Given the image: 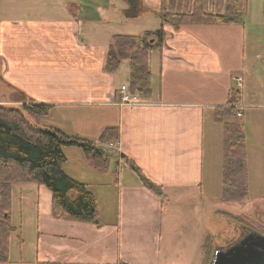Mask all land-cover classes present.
I'll return each mask as SVG.
<instances>
[{
  "label": "crops",
  "instance_id": "1",
  "mask_svg": "<svg viewBox=\"0 0 264 264\" xmlns=\"http://www.w3.org/2000/svg\"><path fill=\"white\" fill-rule=\"evenodd\" d=\"M142 2L148 12L129 19L123 13L128 7L123 0H34L29 15L0 23L1 79L35 103L53 105L51 114H59L63 122L50 128L94 142L108 128L120 130L119 140L103 144L113 153L107 172L87 161L94 170H85L92 174L90 182L65 169L73 148L64 149V170L89 186L97 202L99 223L55 218L52 194L44 186L28 185L36 186L39 195L37 233L31 253L25 251L19 235L18 264H184V259L189 260L190 241L178 232L183 226L178 207L210 193L211 180L216 181L214 191L222 200L223 164L222 179H213L217 164L214 167L207 152L208 145L214 149L215 108L227 103L235 69L241 66L242 73L246 72L247 52L253 57L249 59L254 71L251 77H262L264 32L249 36L245 21V30L235 29L234 33L214 32L211 25H188L180 30L166 25L163 53L150 55L152 97H139L136 106L122 105L120 91L128 85L130 68L119 86L120 69L107 71V54L115 35L154 31L118 30L116 21H123L116 18L117 12L126 22L141 19L145 23L142 17L147 14L155 22L159 19L155 12L161 0ZM239 51L244 58L241 64ZM124 63L129 65V60ZM95 135L98 137L92 139ZM128 162L159 186L162 194L143 185ZM99 194L107 198L104 208L98 205ZM44 197L50 200L48 205ZM212 213L230 214L221 208ZM208 237L202 230L194 254L205 250ZM11 250L12 243L10 261ZM206 259L204 251L201 264Z\"/></svg>",
  "mask_w": 264,
  "mask_h": 264
},
{
  "label": "trees",
  "instance_id": "2",
  "mask_svg": "<svg viewBox=\"0 0 264 264\" xmlns=\"http://www.w3.org/2000/svg\"><path fill=\"white\" fill-rule=\"evenodd\" d=\"M128 4L124 16L135 19L146 12L142 0H123ZM248 0H161L156 14L160 27L143 35H115L108 49L106 69L116 73L125 60H129L128 84L132 93L142 99L153 95V76L150 55L163 53L165 26L180 30L188 25H244ZM22 108L0 104V264H10L11 235L16 231L12 220V188L15 184L44 186L52 194V213L57 219H70L94 223L98 218L97 202L89 186L72 177L64 170L66 147L82 149L87 161L95 169L107 172L113 153L99 144L117 141L118 128L106 129L94 142L78 136H69L57 128H42L32 124L24 114L37 119L51 114L53 105L35 103L23 92ZM242 94L231 90L227 103L215 108L216 122L227 117H237V106ZM239 116V115H238ZM139 175L143 185L162 194L159 186L152 183L132 162H128ZM246 137L241 124L225 122L223 132V195L224 202H237L248 197L246 168ZM16 172H13V171ZM243 226L244 218L228 214ZM211 237L205 243L208 264L213 254ZM36 264H59L37 262Z\"/></svg>",
  "mask_w": 264,
  "mask_h": 264
},
{
  "label": "rangeland",
  "instance_id": "3",
  "mask_svg": "<svg viewBox=\"0 0 264 264\" xmlns=\"http://www.w3.org/2000/svg\"><path fill=\"white\" fill-rule=\"evenodd\" d=\"M32 2H34V0H0V23L4 19L15 20L18 19L20 15H29ZM263 2L264 0H248V9L244 19L246 26L232 24L211 25L214 27V32L224 31L234 33L235 29H238V31L240 29V31H242L241 28L244 26L246 27L249 36L259 35L260 32H264V26H261L264 19ZM39 5L41 6V4ZM121 15L122 14L117 12L116 18L121 17L123 22L119 23L116 21V25L118 26V30L122 32L131 33V31L137 30V28L156 30L160 27L159 19L155 22L154 16L151 14L144 15V18L142 17V19H145V23H141L143 21L141 19L126 22V19ZM128 29L130 31H127ZM243 29L245 30V28ZM153 52V55H156L157 52ZM237 56H239L241 64V62L244 61L242 52L239 51ZM262 56L264 57V55ZM251 58L253 60L251 53L247 52V55L245 56L247 68L245 69L246 72L244 74L241 71V66L235 69L237 72V74L235 72V78L241 79V86L238 85V81L236 79L230 82L233 90L239 91L242 95L244 94L241 104L238 105L239 109H236V113L240 112L242 115H237V117H227L222 123L215 122L214 149L211 151L208 145L207 150L208 156L210 157V160L212 159L214 167L215 164H217L215 173L212 174V178L216 179L217 176H220L222 179L221 163L223 164L222 145L224 123L237 122L242 125L246 137L248 197L237 202H222V200L220 201V199H218L217 190L214 191L216 181L211 180L210 183L213 190L210 191V193L205 192L202 199L195 197L188 201H184L183 203H185V207H178L180 210L178 213L179 219L182 222L180 225H183L178 232L183 235L184 239H186L187 236V240L190 241V250H192H189V260L184 259V264H201L202 254L206 250L202 253H199L198 251L195 254L193 253V250L195 251L197 248L196 246L199 244V240H201L202 230L204 229L207 231L208 236H211L212 241L210 244L214 248L213 254L215 249H225L228 246L235 244L236 241L243 238V235L245 234L248 235L256 232L264 235V73L262 77L258 78L261 79V82H258V79L256 80L255 77H251V73H254L252 64L249 61ZM125 63L122 64L119 70V86L123 84L124 75L129 71V65H126ZM252 63L257 66L255 61ZM261 67H264V65ZM255 68L257 71H261L260 67ZM1 76L2 73L0 70V104L22 108V102H18V100L21 99V96H19L17 91L9 86L8 81H2ZM242 85H244V89ZM24 114L32 124L42 128H50L55 124L60 125V123L63 122L58 116L59 114H51L50 116L43 117L41 119L35 118L26 111H24ZM97 137L98 135H95L92 139ZM99 146L107 150L104 145L99 144ZM71 148H73V150L68 152L69 161L66 164L65 169L70 174L90 182L92 174H87L85 170L88 169V171H94L92 170L93 168L87 163V159L83 156L81 148ZM13 172L16 171L14 170ZM44 191H49V189L44 187ZM49 193L51 192L49 191ZM38 196L36 186L29 187L25 184L13 185L12 215L13 225L16 227V231L12 233L11 236L12 250L10 264H18L21 257V237L19 235H22L24 239L23 244L26 248L25 251H27V253H31L30 248L34 251L35 237L37 233L35 218L39 198ZM98 196V205L101 208H104V206L108 204L107 198L102 197L101 194ZM49 203L50 200L44 197V204L48 205ZM218 208H221L233 216L243 217L245 219V226L234 222L230 216L213 214L212 212ZM111 215L112 214H110V216ZM189 222L190 225H188ZM20 225L22 230L20 229ZM205 264H208L207 259Z\"/></svg>",
  "mask_w": 264,
  "mask_h": 264
},
{
  "label": "water",
  "instance_id": "4",
  "mask_svg": "<svg viewBox=\"0 0 264 264\" xmlns=\"http://www.w3.org/2000/svg\"><path fill=\"white\" fill-rule=\"evenodd\" d=\"M209 264H264V236L253 232L225 249H215Z\"/></svg>",
  "mask_w": 264,
  "mask_h": 264
},
{
  "label": "built area",
  "instance_id": "5",
  "mask_svg": "<svg viewBox=\"0 0 264 264\" xmlns=\"http://www.w3.org/2000/svg\"><path fill=\"white\" fill-rule=\"evenodd\" d=\"M236 80L238 81V85L241 86V83H240L241 79L238 78ZM120 94H121V104L122 105H128V106L138 105V102H139L138 98L140 96L138 94L132 93V91L129 88V85L122 86ZM238 115L241 116L242 114L239 112ZM109 146L111 147V145Z\"/></svg>",
  "mask_w": 264,
  "mask_h": 264
},
{
  "label": "flooded vegetation",
  "instance_id": "6",
  "mask_svg": "<svg viewBox=\"0 0 264 264\" xmlns=\"http://www.w3.org/2000/svg\"><path fill=\"white\" fill-rule=\"evenodd\" d=\"M248 235H249V234H248ZM248 235H246V234L243 235V238H245V237L248 236ZM261 235H263V234H261ZM263 236H264V235H263ZM243 238H240V239H243ZM240 239H239V240H240ZM239 240H237V241H239ZM237 241H236V242H237Z\"/></svg>",
  "mask_w": 264,
  "mask_h": 264
}]
</instances>
